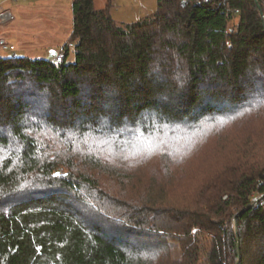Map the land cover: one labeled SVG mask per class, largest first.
I'll return each instance as SVG.
<instances>
[{
    "label": "trees",
    "instance_id": "obj_1",
    "mask_svg": "<svg viewBox=\"0 0 264 264\" xmlns=\"http://www.w3.org/2000/svg\"><path fill=\"white\" fill-rule=\"evenodd\" d=\"M112 1L0 56V264H264V0Z\"/></svg>",
    "mask_w": 264,
    "mask_h": 264
},
{
    "label": "rangeland",
    "instance_id": "obj_2",
    "mask_svg": "<svg viewBox=\"0 0 264 264\" xmlns=\"http://www.w3.org/2000/svg\"><path fill=\"white\" fill-rule=\"evenodd\" d=\"M73 0H22L7 2L15 19L0 25L1 42L14 45L19 56L33 59L47 58L51 51H60L70 40L73 27ZM109 0H94L96 9H104ZM158 0H113L110 14L118 25H127L144 20L155 13ZM175 259H180L174 248Z\"/></svg>",
    "mask_w": 264,
    "mask_h": 264
},
{
    "label": "built area",
    "instance_id": "obj_3",
    "mask_svg": "<svg viewBox=\"0 0 264 264\" xmlns=\"http://www.w3.org/2000/svg\"><path fill=\"white\" fill-rule=\"evenodd\" d=\"M19 1H22V0H0V25L10 23L15 19L13 13L11 11L5 9V7H4L5 4L7 2L17 3ZM70 46L72 47L71 44H70ZM1 49H2V52L9 53L12 57L17 56L16 48L14 45L2 43ZM63 55H64V50L62 48L60 51H58L56 53V56H54L52 58L50 57L51 63L52 64H60L63 60Z\"/></svg>",
    "mask_w": 264,
    "mask_h": 264
},
{
    "label": "water",
    "instance_id": "obj_4",
    "mask_svg": "<svg viewBox=\"0 0 264 264\" xmlns=\"http://www.w3.org/2000/svg\"><path fill=\"white\" fill-rule=\"evenodd\" d=\"M54 56H56V52L55 51H52L51 54H50V57L52 58ZM236 232H237V235H238V230H236Z\"/></svg>",
    "mask_w": 264,
    "mask_h": 264
},
{
    "label": "crops",
    "instance_id": "obj_5",
    "mask_svg": "<svg viewBox=\"0 0 264 264\" xmlns=\"http://www.w3.org/2000/svg\"><path fill=\"white\" fill-rule=\"evenodd\" d=\"M5 9H7V10H9V11H11V9H10V7L9 6H6L5 7ZM12 12V11H11ZM3 42H1V44H2ZM52 52V51H51Z\"/></svg>",
    "mask_w": 264,
    "mask_h": 264
}]
</instances>
